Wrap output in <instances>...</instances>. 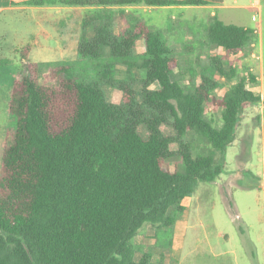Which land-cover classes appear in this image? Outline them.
Returning <instances> with one entry per match:
<instances>
[{
    "label": "trees",
    "instance_id": "obj_1",
    "mask_svg": "<svg viewBox=\"0 0 264 264\" xmlns=\"http://www.w3.org/2000/svg\"><path fill=\"white\" fill-rule=\"evenodd\" d=\"M31 5H206L207 0H30ZM100 20L95 36L80 39L79 63L92 65L95 81L83 80L76 64L49 65L28 60L23 51L8 111L14 125L3 142L0 169V264H151L152 251L136 260L135 237L152 225L159 233L185 211L183 201L200 181H215L224 171L215 155L236 137L240 114L262 101L250 85L253 72L227 71L222 57L211 66L236 82L223 85L202 68H185L182 85L174 79L180 62L166 37L139 21L120 35L109 31L104 15L90 16L86 28ZM206 42L234 55L256 40V30L226 23L215 15L206 26ZM146 51L136 54L138 40ZM185 49L191 46L185 45ZM93 62V64H92ZM82 65V66H84ZM120 65L124 67V75ZM142 72L144 95L137 100L134 69ZM82 77V78H79ZM103 83L118 87L122 102H110ZM157 83L158 88H152ZM208 104L222 109L217 127L206 117ZM145 125L148 137L139 132ZM163 124L174 133L166 135ZM193 131L195 138L189 140ZM179 145L180 167L167 160ZM209 150L206 152V148ZM160 264H163L161 261Z\"/></svg>",
    "mask_w": 264,
    "mask_h": 264
},
{
    "label": "rangeland",
    "instance_id": "obj_2",
    "mask_svg": "<svg viewBox=\"0 0 264 264\" xmlns=\"http://www.w3.org/2000/svg\"><path fill=\"white\" fill-rule=\"evenodd\" d=\"M252 1L254 0H226L225 7H194L184 14L177 10L165 11L167 17L172 14L177 15L176 25L180 26L178 28L180 30L181 27L188 28L187 26L194 22L199 23L197 32L201 39L206 38L203 26H207L212 21L209 20L211 12H215L217 18L226 23L247 25L256 29V40L253 45L234 55L228 56L221 51L215 54L222 57L227 71L233 65L238 76H247L249 71L253 72L257 77V83L251 84L250 88L261 95L262 101L245 106L240 114L234 141L228 146L224 155L220 152L216 153L215 160L223 161L225 164L222 174L215 181L198 183L193 195L183 201L186 210L175 224L165 227L159 233L151 226L150 232L155 234L145 233L135 238L136 258H140L144 251L150 250L156 255L154 264L161 262L165 254L172 261L173 245L175 242L182 244L184 238L183 261L186 264L193 262L194 264H264V0L261 9L252 7ZM63 14L50 10L4 11L0 14V78L2 76L4 78V73L7 71L14 77L17 68L22 67L24 48L29 43H34L33 36L37 35L41 41H44L43 37L49 39L48 45L57 44L62 33H70L86 16L104 15L103 11L99 10H80L75 12L68 25H63L61 24ZM253 16H256V21L252 20ZM167 17L156 20L159 31L165 37L163 27L166 22L163 19ZM181 49L183 52L176 50L175 53L179 62L181 64L185 62L186 66L182 69L176 68L174 79L179 80L182 85H187L190 78L182 77L181 72L185 73V68L195 65L200 73L202 68L210 66L211 61L204 49L199 51V59H196L198 61L185 60L183 53H187L189 49H185L184 46ZM60 54L61 52L43 47L42 49L34 47L27 57L30 61L41 63L43 69L49 65L62 63L76 64L74 65L76 73L83 75V78L80 76L79 78L85 81L98 79L92 71V65H84V62L82 63L84 66L77 65L80 64L79 53L77 57L73 51L65 52L68 55L66 60L64 58L61 60ZM120 68L118 77L124 75V67L120 65ZM208 70L214 78L224 80L223 86L216 91L218 96H223L236 82V79L221 75L213 66ZM134 71L137 77L133 81V86L137 91V100L141 103L144 95L142 72L137 68ZM5 78L11 77L5 75ZM1 87L0 169L5 134L14 125L13 116L8 111L11 87L8 84ZM158 87L157 83L152 85V88ZM102 88L110 102L117 104L122 102L123 92L118 87L103 83ZM206 117L219 127L222 124V109H215L208 104ZM162 129L166 135L174 133L170 124H163ZM139 132L144 138L148 137L145 125L139 126ZM187 138L193 140L195 133L190 131ZM178 148L177 143H172L171 149L175 154L167 160L171 169L181 165ZM208 150L209 146L206 152Z\"/></svg>",
    "mask_w": 264,
    "mask_h": 264
},
{
    "label": "crops",
    "instance_id": "obj_3",
    "mask_svg": "<svg viewBox=\"0 0 264 264\" xmlns=\"http://www.w3.org/2000/svg\"><path fill=\"white\" fill-rule=\"evenodd\" d=\"M28 1L30 0H0V14L4 11L34 10V11L44 12V11L50 10V11H55L57 13H64L63 14L64 16H62L63 18L61 19V24L68 25L76 11L99 10V11H103L104 17L106 18L107 21H109V27H108L109 31L117 35L125 33L127 29L129 31L133 30L135 24H137L139 21H142L143 23H145L152 30H159L156 20L158 19L162 20V18L164 17L166 18L167 16L165 15L166 13L165 11L167 10L174 11V12L177 10V12H181V14H184V12H186L189 9H193L194 7L196 8H208L212 6L225 7L226 5L225 3L226 0H207L209 4H206V5H170V6H147V5H125V6H117V5L67 6V5H62V6H58V5H47V4L46 5H31V4L26 3ZM251 6L261 9L262 0L252 1ZM215 15H216L215 12H211V14L209 15V20L211 21ZM90 16H95V15H90ZM90 16H86L84 19H82L81 23H77L76 26H74L75 28L70 33H62L61 39L57 42V44L53 43L56 45L55 47L53 46V44L48 45L47 43L49 39L43 37L42 35L41 36L44 38V41H41L39 37H37V35L33 36L32 39L34 40V43L33 44L29 43L30 46L33 45L31 47V50H33L34 47L36 49H39V48L42 49L43 47L44 49L46 48L49 50H53L54 52H61L60 54L61 60H63L62 58L66 60L68 55H66L65 52H68V51L75 52V55H77L78 57L79 44H80V39H81L80 37H82L83 35H85L87 38L94 37L96 34L95 28L100 25V20H94L86 28H84V21ZM253 17H252V20H253ZM163 20L164 22H166V24L163 27V31L166 35V39L168 43L170 44L175 57H177L175 51L181 50V52H183L181 48H183V46L185 45L191 46V48L188 50L187 53H183L184 59L188 61H198L196 59H199V51L201 50L203 51V49L206 50L207 55L209 56L210 59L212 57H216L219 55V54H215V52L217 51H221V53L222 52L225 53L223 48H220L214 44L207 43L206 38L205 39L200 38L197 32V27L200 25L199 23L194 22L191 25L187 26L188 28L181 27V30H180L178 29L180 28V26L176 25V21H178L177 15L175 14L168 15L167 19H163ZM238 25H241V24H238ZM242 26L249 27L247 25H242ZM249 28H252V27H249ZM203 29L205 33L204 37H206V32H205L206 26L205 27L203 26ZM145 51H146L145 41L143 39L138 40L134 47V52L136 54H142ZM184 66H186L185 62H183L182 64L180 63L181 69L184 68ZM208 67H211V65ZM199 74L200 73H198L197 82L201 81ZM5 75L7 76L10 75L11 78L6 79ZM13 79L14 77L11 76V73L9 71L5 72L4 78L3 76L2 78H0V89L2 88L1 87L2 85H7V84L12 88ZM215 79L221 83H223L224 81L217 77H215ZM230 88H228V90ZM185 210H186V207H185ZM181 216L182 215H180V217ZM151 226L152 225H147L142 230L141 234H138L135 238L145 233H147V235L155 234L156 230L154 233L150 232ZM183 247H184V238L182 240V244H180V242L178 243L175 242V244L173 245L172 261L171 259H169L167 254L165 255L162 254L163 264H186V262L183 261L184 259ZM155 257L156 255L155 253H153L151 264H154L153 262L155 261ZM140 258H136V260H139ZM158 259H160V257ZM158 264H160V262ZM188 264H194V262L188 263Z\"/></svg>",
    "mask_w": 264,
    "mask_h": 264
},
{
    "label": "built area",
    "instance_id": "obj_4",
    "mask_svg": "<svg viewBox=\"0 0 264 264\" xmlns=\"http://www.w3.org/2000/svg\"><path fill=\"white\" fill-rule=\"evenodd\" d=\"M253 20H257L256 16L253 17Z\"/></svg>",
    "mask_w": 264,
    "mask_h": 264
}]
</instances>
